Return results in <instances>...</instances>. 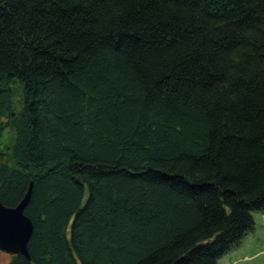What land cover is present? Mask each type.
I'll return each instance as SVG.
<instances>
[{"label": "trees", "instance_id": "obj_1", "mask_svg": "<svg viewBox=\"0 0 264 264\" xmlns=\"http://www.w3.org/2000/svg\"><path fill=\"white\" fill-rule=\"evenodd\" d=\"M29 180L6 264H218L264 211V0H0V202Z\"/></svg>", "mask_w": 264, "mask_h": 264}, {"label": "water", "instance_id": "obj_2", "mask_svg": "<svg viewBox=\"0 0 264 264\" xmlns=\"http://www.w3.org/2000/svg\"><path fill=\"white\" fill-rule=\"evenodd\" d=\"M33 181L29 180L22 199L14 207H6L0 202V252L23 257L30 261L28 243L33 233V223L25 215L29 203Z\"/></svg>", "mask_w": 264, "mask_h": 264}, {"label": "rangeland", "instance_id": "obj_3", "mask_svg": "<svg viewBox=\"0 0 264 264\" xmlns=\"http://www.w3.org/2000/svg\"><path fill=\"white\" fill-rule=\"evenodd\" d=\"M18 88L15 89V94ZM10 134L5 133L1 146L5 149L9 146ZM254 230L249 232L241 243L229 250L218 260V264H264V211L253 213ZM10 256L0 252V262L8 263Z\"/></svg>", "mask_w": 264, "mask_h": 264}]
</instances>
